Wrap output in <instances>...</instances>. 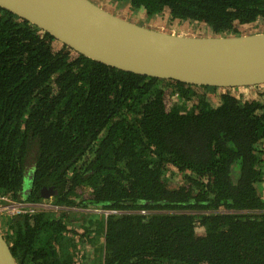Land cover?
I'll list each match as a JSON object with an SVG mask.
<instances>
[{"label": "trees", "instance_id": "1", "mask_svg": "<svg viewBox=\"0 0 264 264\" xmlns=\"http://www.w3.org/2000/svg\"><path fill=\"white\" fill-rule=\"evenodd\" d=\"M127 2L203 35L264 19V0ZM44 187L59 208L1 217L18 264H264V84L119 69L0 7V194Z\"/></svg>", "mask_w": 264, "mask_h": 264}, {"label": "water", "instance_id": "2", "mask_svg": "<svg viewBox=\"0 0 264 264\" xmlns=\"http://www.w3.org/2000/svg\"><path fill=\"white\" fill-rule=\"evenodd\" d=\"M0 7L119 69L196 85L264 84V32L176 34L123 18L96 0H0ZM54 193L42 190L44 198ZM0 264H18L1 230Z\"/></svg>", "mask_w": 264, "mask_h": 264}, {"label": "rangeland", "instance_id": "3", "mask_svg": "<svg viewBox=\"0 0 264 264\" xmlns=\"http://www.w3.org/2000/svg\"><path fill=\"white\" fill-rule=\"evenodd\" d=\"M101 5L105 6V8L112 13H115L123 18H127L129 20L138 22L142 25H146L149 27L159 28L165 31H170L173 33H181L188 35H203L206 33L205 28L201 27V25L197 22H191L186 20L174 19L168 13L162 16H155L154 18H148L146 15L139 13V11H131L128 10L127 0H96ZM125 6V8H124ZM128 13V15H126ZM243 34L249 33H257L264 32V19H259L253 24L245 25L241 28ZM259 29V30H258ZM167 180L173 185H180L183 182V178L178 176L176 172H169L167 174ZM27 186L29 185L28 179ZM28 187L24 190L26 192ZM264 194V188L262 189ZM50 199V198H49ZM1 232H3V228L0 225ZM203 228H199L198 231L203 233Z\"/></svg>", "mask_w": 264, "mask_h": 264}, {"label": "built area", "instance_id": "4", "mask_svg": "<svg viewBox=\"0 0 264 264\" xmlns=\"http://www.w3.org/2000/svg\"><path fill=\"white\" fill-rule=\"evenodd\" d=\"M40 208H59L52 203V199L48 198L42 202L19 201L8 194H0V221L2 216L33 214L38 212ZM75 210H84L82 208L74 207ZM95 212H104L106 214L116 212L115 210L94 208ZM1 223V222H0Z\"/></svg>", "mask_w": 264, "mask_h": 264}, {"label": "flooded vegetation", "instance_id": "5", "mask_svg": "<svg viewBox=\"0 0 264 264\" xmlns=\"http://www.w3.org/2000/svg\"><path fill=\"white\" fill-rule=\"evenodd\" d=\"M127 5H128V3H127ZM124 8H125V6H124ZM129 8V7H128Z\"/></svg>", "mask_w": 264, "mask_h": 264}, {"label": "crops", "instance_id": "6", "mask_svg": "<svg viewBox=\"0 0 264 264\" xmlns=\"http://www.w3.org/2000/svg\"><path fill=\"white\" fill-rule=\"evenodd\" d=\"M126 15H128V13H126Z\"/></svg>", "mask_w": 264, "mask_h": 264}, {"label": "bare ground", "instance_id": "7", "mask_svg": "<svg viewBox=\"0 0 264 264\" xmlns=\"http://www.w3.org/2000/svg\"><path fill=\"white\" fill-rule=\"evenodd\" d=\"M259 30V29H258Z\"/></svg>", "mask_w": 264, "mask_h": 264}]
</instances>
